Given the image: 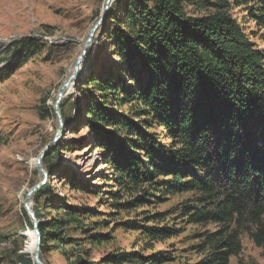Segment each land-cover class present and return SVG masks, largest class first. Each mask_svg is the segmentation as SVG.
I'll return each mask as SVG.
<instances>
[{"label": "trees", "instance_id": "obj_1", "mask_svg": "<svg viewBox=\"0 0 264 264\" xmlns=\"http://www.w3.org/2000/svg\"><path fill=\"white\" fill-rule=\"evenodd\" d=\"M243 1L250 3L245 18L263 32L264 0ZM117 4L123 15L111 10L101 26L106 50L80 81L85 97L75 116L115 174L118 190L109 192L114 211L107 216L112 221L118 211L190 192L180 216L186 223H214L218 229L202 235L210 252L192 263L179 260L171 246L145 253L153 247L147 241L181 232L173 220L149 223L162 220L160 213L142 221L123 219L110 228L103 220L102 225L84 223L96 216L95 208L59 202V215L38 224L40 251L77 244L67 233V226L75 224L89 245L81 264H230L246 220L255 224L254 241L264 246V52L230 15L228 0H116L112 5ZM186 5L204 13H189ZM33 42L12 43L19 65ZM63 102L61 118L70 120ZM58 144L42 158L47 180L35 191L37 197L50 193ZM69 183L93 189L77 174ZM39 214L34 210L36 218ZM118 226L141 234L138 249L119 247ZM107 245L111 249L91 259L93 248ZM23 258L20 264H32Z\"/></svg>", "mask_w": 264, "mask_h": 264}, {"label": "rangeland", "instance_id": "obj_2", "mask_svg": "<svg viewBox=\"0 0 264 264\" xmlns=\"http://www.w3.org/2000/svg\"><path fill=\"white\" fill-rule=\"evenodd\" d=\"M115 1L87 43V62L83 69L80 67L82 61H77L93 26L103 13L105 0H0V264H20L22 256L25 260L33 261L27 251L29 239L24 234L33 230V224L30 227L26 224L23 202L27 192L42 178L37 164L34 166L32 163L58 135L60 125L54 111L56 94L64 83L71 80L76 65L79 71L74 83L69 89H64L62 97L66 112L68 115L71 112L72 118H61L63 125L60 135L49 150L59 143L60 150L54 159L58 170L48 179L50 193L37 197L33 192L30 197L31 209L40 213L37 218L39 223L54 217V214L59 215V202L95 208L96 216L86 219L84 223L95 221L97 225H102L100 221L103 220L110 228L117 227V221L123 219L142 221L145 215L152 217L160 213L162 220L153 219L149 223L161 226L164 223L169 225L173 220L181 232L164 241H147L146 245L153 247L145 253L158 252L171 246L179 260L193 263L210 252L202 235L217 230L218 226L214 223H186L178 212L182 203L192 197L190 192L165 196L160 203L151 202L129 211H118L112 221L107 216L114 211L109 206V192L118 190L115 174L111 166L105 163L101 149L93 146L86 124L78 123L75 116L79 103L85 97L80 81L108 41L105 44V40L100 38L103 33L101 26L111 10L123 15L120 5H112ZM228 1L230 15L244 27L252 44L263 53L264 31L258 30L253 20L245 18L250 3ZM186 9L189 13H204L192 5H186ZM24 38H32L34 42L30 46L29 56L19 65V56L12 43ZM71 174H77L83 184L89 183L93 189L83 191L82 186H70ZM129 197L126 195L124 199ZM262 219L264 221V216ZM254 228L255 224L246 220L239 229L241 247L230 258V264H264V246L254 241ZM106 229L98 228L101 231ZM67 233L77 239V244L72 247L66 245L59 250L49 246V251L44 254L40 252L44 264H73L75 261L81 264L79 258H86L85 250L89 245L85 242V234L75 224L67 226ZM115 236L119 247L127 250L132 247L138 249L143 243L139 232H126L121 226L116 229ZM107 249H111V246L93 248L91 259L97 260ZM32 264H35L34 261Z\"/></svg>", "mask_w": 264, "mask_h": 264}, {"label": "water", "instance_id": "obj_3", "mask_svg": "<svg viewBox=\"0 0 264 264\" xmlns=\"http://www.w3.org/2000/svg\"><path fill=\"white\" fill-rule=\"evenodd\" d=\"M110 1L112 0H105V3H104V10H103V13L102 15L100 16L99 20L95 23V25L93 26L92 30H91V33H90V37L88 39V41L85 43V46H84V49H83V52L82 54L80 55L79 59L77 62H80V61H83L84 57H85V54H86V50H87V43L91 40V37L93 36L96 28L98 27V24L100 23V21L102 19H104L107 15H108V11H109V8H110ZM77 65L75 66V71L73 73V75L70 77V79H73L71 82L70 80L68 82H66L64 85H62L58 91H57V94H56V99H55V103H54V111H55V114L59 120V125H60V129L62 128V119H61V115H60V111H59V107H58V104L60 102V100L62 99L63 97V93H64V89L66 87H68L69 85L73 84L74 83V80L76 78V74L78 72L77 70ZM60 129L58 131V135H55L54 139L48 144L46 145L42 150L41 152L37 155L36 157V164H37V167L42 175V181L37 183L36 186L32 189H30L28 191V193L26 194V197L24 199V202H23V206H24V209L26 210L27 214L29 215V217L31 218L32 220V224H33V231L35 233V236H36V254H35V258H34V263L35 264H44V262L40 259V242H41V235H40V232L38 230V224H39V221L37 220V218L35 217L34 215V212L33 210L31 209L30 207V197L32 195L33 192L36 191V189H38L41 185H43L45 183V181L47 180V172L42 168V165H41V161H42V158L43 156L49 152L50 148L52 147V145L55 143V141L58 139L59 135H60Z\"/></svg>", "mask_w": 264, "mask_h": 264}, {"label": "bare ground", "instance_id": "obj_4", "mask_svg": "<svg viewBox=\"0 0 264 264\" xmlns=\"http://www.w3.org/2000/svg\"><path fill=\"white\" fill-rule=\"evenodd\" d=\"M113 2V0L112 1H110V5H111V3ZM87 60V55H86V57L83 59V61H82V63H81V66L80 67H82L83 69H84V65L86 64V61ZM79 71V70H78ZM73 79H71L70 80V82L72 81ZM65 84V83H64ZM70 86V85H69ZM69 86L67 87V89H69ZM59 105V104H58ZM34 166H35V164H36V160L32 163ZM42 179L43 178H40V182L42 181ZM28 193V192H27ZM26 236H27V238L29 239V244H28V249H27V251L31 254V256H32V259H33V261H34V258H35V254H36V236H35V233H34V231L33 230H29V231H26L25 233H24ZM2 246H4V244L2 245ZM41 252V251H40Z\"/></svg>", "mask_w": 264, "mask_h": 264}]
</instances>
